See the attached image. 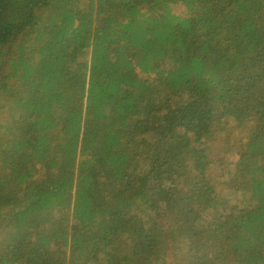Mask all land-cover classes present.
I'll use <instances>...</instances> for the list:
<instances>
[{"label": "trees", "instance_id": "1", "mask_svg": "<svg viewBox=\"0 0 264 264\" xmlns=\"http://www.w3.org/2000/svg\"><path fill=\"white\" fill-rule=\"evenodd\" d=\"M0 101V264H264V0H0Z\"/></svg>", "mask_w": 264, "mask_h": 264}, {"label": "rangeland", "instance_id": "2", "mask_svg": "<svg viewBox=\"0 0 264 264\" xmlns=\"http://www.w3.org/2000/svg\"><path fill=\"white\" fill-rule=\"evenodd\" d=\"M173 8H174L176 13H178L182 16H187V14H188V8L182 3H178V4L173 5ZM2 104H4V102L0 101V121H1V119L5 120L7 117V115L5 113L6 109H3V107L1 108ZM234 130H235V128L230 126V124L223 123L222 125H219V124L213 123L211 125L210 139H211L212 143H217L218 145L220 143H225L228 145L229 144L235 145L232 142V140L234 138V136H232V135L236 134L237 132ZM239 149H240V147H238L235 150V152L232 155V159L237 160L239 158V154H238Z\"/></svg>", "mask_w": 264, "mask_h": 264}]
</instances>
